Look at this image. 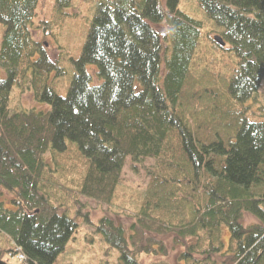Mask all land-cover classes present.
<instances>
[{
	"label": "trees",
	"instance_id": "trees-1",
	"mask_svg": "<svg viewBox=\"0 0 264 264\" xmlns=\"http://www.w3.org/2000/svg\"><path fill=\"white\" fill-rule=\"evenodd\" d=\"M72 1L56 0L58 10ZM196 1L238 61L230 97L219 94L208 124L195 130L180 99L202 25L181 0H99L65 97L45 83L65 72L36 39L40 0H0V189L9 196L0 200V233L12 241L0 259L17 250L24 264H56L82 227L117 251L115 264L167 256L162 240L171 237L183 248L177 264H264V122L244 116L264 82V0ZM30 73L28 89L49 110L11 107L14 87L26 90ZM68 141L91 162L73 217L43 188L46 157L65 152ZM119 181L158 200L128 228L108 216L95 223L90 211L109 212ZM182 205L190 216L178 224L153 212L172 217ZM245 214L257 222L244 226Z\"/></svg>",
	"mask_w": 264,
	"mask_h": 264
},
{
	"label": "rangeland",
	"instance_id": "rangeland-1",
	"mask_svg": "<svg viewBox=\"0 0 264 264\" xmlns=\"http://www.w3.org/2000/svg\"><path fill=\"white\" fill-rule=\"evenodd\" d=\"M98 3L99 0H73L70 8L59 11L56 0H40L34 27L37 31L36 39L41 44L43 43L42 46L46 48L50 57L65 72L60 76L53 73L47 77L45 83L62 97L68 94L75 74L73 62L81 56ZM180 9L187 16L202 24L200 45L196 50L194 63L191 67L190 81L180 99V111L183 119L194 126L193 128L196 130L199 124H208L210 107L215 106L213 100L221 101L218 97L219 94L223 98L222 102H226L230 97L228 86L238 60L230 51L225 52L226 56L221 59V63L214 61V54L217 51L219 53V48H221L214 39L216 36L221 37L222 28L216 26L208 18L198 1L181 0ZM156 28L161 35L166 34L167 27L165 24ZM4 30L5 27L0 24V45ZM28 76L26 90L19 86L14 87L11 93V107L18 110H49V106L36 100L34 90L28 89L31 73ZM250 104L252 102L237 104V107L244 109L250 107ZM244 116L252 122H264V82L257 102L245 110ZM46 162L49 166L46 168L45 178L47 180L45 179L46 185L43 188L48 192L51 202L57 205L59 210H65L61 214L66 213L73 217L77 208V201L82 195L84 180L91 168V162L79 151L77 143L72 141L67 142L65 152H49ZM150 197V190L142 185L119 181L111 198L109 212L90 211L92 220L96 223L104 216H108L118 224L128 228L134 222L135 217L141 214L143 209H146L149 200L152 203L158 200L157 196ZM8 198V194L0 189V200H7ZM161 205L164 206V202ZM153 212L156 217H163L166 221L175 224H178L180 219H188L190 216L189 207L183 205L181 210H177L172 217L170 211L165 214L166 209L161 208L157 211L153 209ZM244 222L248 225L256 223L257 220L250 214H245ZM221 237L224 242H229V232L224 228ZM162 242L167 248V256L155 255L152 252L142 254L140 260L143 264H177L178 256L183 251L182 246L172 237L163 238ZM10 247H12V241L0 233V251L5 252ZM154 248L159 250L157 244ZM117 259V251L107 246L100 240V237L90 235L84 228L78 227L66 251L58 258L56 264H115ZM1 260L8 264L25 263L21 253H18L17 250L16 253H11V256L9 253H4Z\"/></svg>",
	"mask_w": 264,
	"mask_h": 264
},
{
	"label": "bare ground",
	"instance_id": "bare-ground-1",
	"mask_svg": "<svg viewBox=\"0 0 264 264\" xmlns=\"http://www.w3.org/2000/svg\"><path fill=\"white\" fill-rule=\"evenodd\" d=\"M205 12V11H204ZM206 13V12H205ZM209 18V17H208ZM194 19V18H193ZM196 20V19H195ZM211 20V19H210ZM197 21V20H196ZM199 22V21H198ZM200 24H201V22H199ZM202 25V24H201ZM216 25V24H215ZM217 26V25H216ZM221 48H219V53H218V51H217V53H215L214 54V61L216 62V63H221V59H224L225 58V56H226V53L225 52H230L231 50H230V47H225V46H220ZM242 221H243V224H244V226H248V225H246L245 224V222H244V217H243V219H242Z\"/></svg>",
	"mask_w": 264,
	"mask_h": 264
},
{
	"label": "water",
	"instance_id": "water-1",
	"mask_svg": "<svg viewBox=\"0 0 264 264\" xmlns=\"http://www.w3.org/2000/svg\"><path fill=\"white\" fill-rule=\"evenodd\" d=\"M216 41L219 43V45L225 46V43H224L223 39L216 38ZM0 264H6V263L0 260Z\"/></svg>",
	"mask_w": 264,
	"mask_h": 264
}]
</instances>
